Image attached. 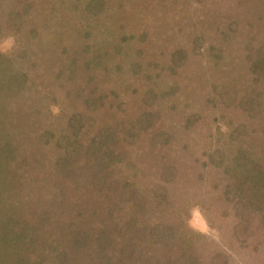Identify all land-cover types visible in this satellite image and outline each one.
Instances as JSON below:
<instances>
[{
	"label": "rangeland",
	"instance_id": "374dc122",
	"mask_svg": "<svg viewBox=\"0 0 264 264\" xmlns=\"http://www.w3.org/2000/svg\"><path fill=\"white\" fill-rule=\"evenodd\" d=\"M263 46L264 0H0V143L23 138L38 162L36 184L45 183L67 142L84 148L112 126L119 154L105 168L119 178L135 163L136 178L159 181L169 200L162 218L179 216L167 256L264 264V179L250 164L230 165L242 147L264 170ZM210 148L227 172L204 163ZM81 182L7 207H19V221L45 216L49 229L56 210L76 220L84 206L97 219L106 197L91 198ZM146 242L142 251L165 256Z\"/></svg>",
	"mask_w": 264,
	"mask_h": 264
},
{
	"label": "trees",
	"instance_id": "16d2710c",
	"mask_svg": "<svg viewBox=\"0 0 264 264\" xmlns=\"http://www.w3.org/2000/svg\"><path fill=\"white\" fill-rule=\"evenodd\" d=\"M257 58V63H264V57L259 55ZM69 121L71 122V118ZM71 124L74 126V132L82 129L81 124ZM236 130V134H244L243 129L239 130V126ZM74 132L71 134H75ZM234 134V131H230L228 136L232 137ZM0 135L2 138L7 137L3 133ZM116 137L114 127L102 126L99 132L89 136L84 148L79 147L77 143L67 142L61 153L51 162L48 176L50 181L42 183L45 181V178H42L37 184L33 174L40 171L38 162L30 158L33 156L30 150L21 146L23 138H15L13 142L7 139L6 143H12L10 146L0 143V264H177V257L172 254L167 256L166 250L170 247L169 240L174 241L177 236L175 230L179 216L176 218V213L173 212L166 217L170 220L162 218L161 214L167 209L169 200L165 198L166 194L161 192L160 182L138 180V166L135 163L129 166L133 173L125 171L120 173L119 178L112 177L113 171L105 168L111 159H115L113 154H119L116 151ZM153 142L157 143L158 140ZM45 143L48 142L43 144ZM218 158L220 161L216 162ZM207 159L211 161L204 160L207 165L216 164V168H222V172L228 171L217 148L209 149ZM259 163V156L251 149L244 150L241 147L230 156L232 167L237 169L243 164H250L247 172L251 173L255 180L259 178L257 181H262L264 170L258 167ZM170 171L169 175L174 170ZM79 179L84 183L91 198H97L93 195V190L106 197L102 206L103 212L97 219L92 210L88 217L87 208L84 206L82 209H76V220H69L61 216V212L65 213L63 210H56L60 213L50 212L46 218L54 219L53 215L56 214L59 223L50 225L49 229L45 228V216L28 217L23 214V219L19 221V207L13 206L11 210L7 207L13 202L20 204L23 201L27 205L29 202L35 203L41 198L40 194L48 190L56 198L61 197L65 184L76 187ZM235 179L239 182L238 178ZM233 184L228 187L230 191ZM22 190L27 194V198L20 200L18 193ZM226 193L224 190V194ZM143 240L145 244L148 241V245L158 251L161 250L159 248L165 249V256L162 255L164 252L158 256L157 251L155 254L150 249L142 251ZM71 253L74 254L71 256ZM190 258L191 256L185 260L190 263ZM192 263H196L194 258ZM213 264L218 263L214 261Z\"/></svg>",
	"mask_w": 264,
	"mask_h": 264
},
{
	"label": "clouds",
	"instance_id": "9594fccd",
	"mask_svg": "<svg viewBox=\"0 0 264 264\" xmlns=\"http://www.w3.org/2000/svg\"><path fill=\"white\" fill-rule=\"evenodd\" d=\"M9 44H10V39H9V41L5 42L4 47L7 48ZM0 50H4V49H0ZM54 111H55V109H54Z\"/></svg>",
	"mask_w": 264,
	"mask_h": 264
}]
</instances>
